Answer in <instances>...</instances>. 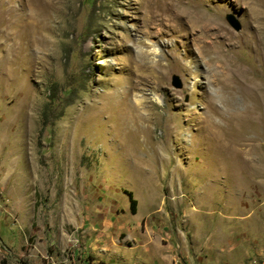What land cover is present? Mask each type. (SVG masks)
<instances>
[{
	"label": "rangeland",
	"instance_id": "374dc122",
	"mask_svg": "<svg viewBox=\"0 0 264 264\" xmlns=\"http://www.w3.org/2000/svg\"><path fill=\"white\" fill-rule=\"evenodd\" d=\"M248 3L0 0V264H264Z\"/></svg>",
	"mask_w": 264,
	"mask_h": 264
},
{
	"label": "bare ground",
	"instance_id": "6f19581e",
	"mask_svg": "<svg viewBox=\"0 0 264 264\" xmlns=\"http://www.w3.org/2000/svg\"><path fill=\"white\" fill-rule=\"evenodd\" d=\"M250 1V3H248V11H249V14H250V16H251V20H252V22H254V23H256V56H258L260 59H261V61L263 60L264 61V57H263V48H262V46L264 45V39H263V36H264V0H249ZM177 4H178V2H176V6H177ZM175 5L174 4H172V5H170V4H168V6L166 7V11H169V10H172V11H174L175 9H176V7H175ZM200 22H203V16H200L199 17V15L198 16H196V21H194V24L195 25H198V24H200ZM260 89V87L256 84V109H259V108H261V103L259 102V100H260V97H259V90ZM129 102H127V104H128ZM129 105V104H128ZM128 107V106H127ZM134 108V107H133ZM128 110V109H127ZM126 110V111H127ZM139 114V113H138ZM137 114V115H138ZM135 115V114H134ZM136 116V115H135ZM140 116V115H139ZM144 116V115H143ZM132 117V116H131ZM149 119V118H148ZM235 119V118H234ZM239 119V118H238ZM144 120H146L144 117H142V116H140V117H134L133 116V121H134V124H136L137 126L139 125V124H142L143 123V121ZM125 122V121H124ZM128 122V121H127ZM141 122V123H140ZM130 123V122H129ZM133 124V125H134ZM125 125V124H124ZM129 126H130V124H129ZM133 127V126H132ZM128 127H126V129H127ZM140 128H142V127H140ZM147 129V128H146ZM128 130V129H127ZM131 130V129H130ZM129 130V131H130ZM141 130H143V129H141ZM141 132V131H140ZM139 132V133H140ZM126 134H127V132H126ZM133 134V133H132ZM141 134L143 135V133L141 132ZM146 133H144V135H145ZM128 135V134H127ZM146 136V135H145ZM145 136H144V138H145ZM136 137V136H135ZM134 137V138H135ZM147 137V136H146ZM128 138H130L129 136H128ZM127 138V139H128ZM142 139V138H141ZM129 140V139H128ZM138 140V139H137ZM137 140H135V141H137ZM140 140V139H139ZM130 141V140H129ZM133 141V140H132ZM130 142L131 144H133V143H135V142ZM144 141V140H143ZM142 141V142H143ZM125 142H126V140H125ZM141 142V141H140ZM127 143H128V141H127ZM130 143L128 144V145H130ZM140 144V143H139ZM135 145H137V144H135ZM134 145V146H135ZM131 146V145H130ZM133 146V147H134ZM142 147V146H141ZM140 147V148H141ZM139 148V149H140ZM128 149V148H127ZM136 149V148H135ZM135 149H134V152H135ZM138 149V150H139ZM142 150V149H141ZM140 150V151H141ZM130 150H126V153H128ZM132 152V151H131ZM139 152V151H138ZM134 154H138V153H134ZM141 156V155H140ZM139 156V157H140ZM235 156V155H234ZM132 157V156H131ZM235 157H237V156H235ZM223 158V157H222ZM228 158H230V157H228ZM227 158V159H228ZM226 158H224L223 160H225ZM231 159V158H230ZM233 159H235V158H233ZM237 160V159H236ZM242 160V159H241ZM240 161V160H239ZM211 163V162H210ZM248 163V162H247ZM239 166H241V163H240V165ZM238 166V167H239ZM244 166H246V163H245V165ZM244 166H242V167H244ZM247 166H249V164L247 165ZM240 169V168H239ZM242 170H243V168H241ZM241 171V170H240Z\"/></svg>",
	"mask_w": 264,
	"mask_h": 264
},
{
	"label": "water",
	"instance_id": "95a60500",
	"mask_svg": "<svg viewBox=\"0 0 264 264\" xmlns=\"http://www.w3.org/2000/svg\"><path fill=\"white\" fill-rule=\"evenodd\" d=\"M227 22L235 31H239L240 30V24L238 23L237 20H235L231 16L227 17ZM173 79H174V87L180 88L181 87V83H180L178 77L175 76Z\"/></svg>",
	"mask_w": 264,
	"mask_h": 264
},
{
	"label": "trees",
	"instance_id": "16d2710c",
	"mask_svg": "<svg viewBox=\"0 0 264 264\" xmlns=\"http://www.w3.org/2000/svg\"><path fill=\"white\" fill-rule=\"evenodd\" d=\"M128 197H129L130 211L132 213H134L135 208H136V201L133 199V197L130 193H128Z\"/></svg>",
	"mask_w": 264,
	"mask_h": 264
}]
</instances>
